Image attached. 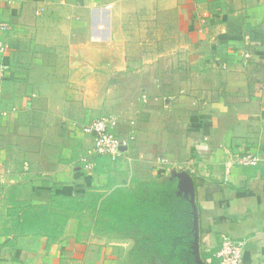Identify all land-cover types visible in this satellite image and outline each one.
Here are the masks:
<instances>
[{
	"label": "crops",
	"instance_id": "obj_1",
	"mask_svg": "<svg viewBox=\"0 0 264 264\" xmlns=\"http://www.w3.org/2000/svg\"><path fill=\"white\" fill-rule=\"evenodd\" d=\"M146 10L153 20L166 17L181 27L185 36L176 58L188 75L170 97L148 96L140 83L119 87L146 95L142 103L127 104L131 122L116 117L118 135L132 127L138 136L118 162L94 158V169L85 171V154L69 161L63 151L50 150L69 137L92 145L83 128L64 124V112L79 105L64 96L84 89L78 79L71 89L63 86V48L69 46L81 61L102 59L110 74L104 79L110 80L113 70L127 69L126 53L113 50L115 41L123 48L125 42L95 25L113 26L115 34L126 19ZM1 24L9 26L0 30L7 45L0 63L9 72L0 84V264H132V236L97 232L77 219L80 213L62 209L64 201L89 203L92 194L110 195L122 168L128 182L176 179L181 191L193 192L194 248L201 264H220L215 255L222 236L247 240L243 264H264V163L226 172L233 154L264 158V0H0ZM177 127L185 134L177 137ZM160 157L169 165H159ZM62 188L71 189L72 197L58 195ZM38 206H47V213L28 215ZM57 216L70 224L55 236L49 225H56ZM26 222L36 228L26 230Z\"/></svg>",
	"mask_w": 264,
	"mask_h": 264
},
{
	"label": "rangeland",
	"instance_id": "obj_2",
	"mask_svg": "<svg viewBox=\"0 0 264 264\" xmlns=\"http://www.w3.org/2000/svg\"><path fill=\"white\" fill-rule=\"evenodd\" d=\"M71 17H68L69 21H71ZM95 27L106 32V34L104 32L103 33L107 36L110 35V37L112 38L116 37L119 43L125 42V46L123 48L122 45L117 47L115 41L113 50L115 49L117 53H120L119 51L120 49H122L124 54L126 53V56L124 58L126 65L128 66L125 71H121L120 73L113 70L115 74H113L110 80H106L104 79V77L110 74L108 73L107 69H105L102 59L96 62H89L84 59H82L81 61V59L77 58L78 56H75L77 53L73 51L69 46L65 45L62 52L64 56L62 57L64 69L62 72L63 75L60 80L62 81L63 86L71 89V86L74 83L73 81L78 79L77 81H80V87H83L82 89H84V94L82 95L67 94L64 96L65 99L71 98L74 99V102L79 103L78 106L72 103L75 109H67L64 112L66 119L64 123L65 125L71 121L74 122L78 127H80V130H82V128L85 125L89 124L93 119L103 116H113L114 118L117 117L122 122H125L126 120H129L127 122H131L133 113L127 110V104L130 101L131 103H142V101L145 100L146 95L142 99V95H136L135 93L134 95H131L127 92H124L122 89H119V87L124 88V86H129L135 88V86L140 83V85H144V93L147 92V94H149L148 96L155 98L156 96H159V94H161V97H170V95L176 90L175 86L178 85V83L184 81L182 77L184 75H188L187 73H185L188 70L187 68H185L186 65L184 64L183 60L178 57L176 58L178 54L180 55V47L185 35L183 34L180 26H173L171 23H169L166 17H161L159 21L153 20L151 12L147 13L146 10L137 12V14H133L131 18L126 19L124 26L116 27L117 29L115 34L113 32V26H104L106 27L104 30L101 28V24H96ZM100 34L96 32V40L101 38ZM96 54L98 55V53ZM113 54L115 55V53ZM102 55L103 51L101 53V57L103 58ZM92 66L95 67V69H93L95 72L90 70V67ZM93 73H95L96 75L95 78H93V80L91 78L88 82L89 76H91ZM157 78L160 79L159 83L156 82ZM157 86H160V93L158 89L156 91L155 87ZM147 99L148 98H146V100ZM141 113V110H134L136 118L141 117ZM66 128H68V126H66ZM123 129L125 130V132H128L127 134L133 135L134 138H136L135 136H138V134H136L135 130L132 127H123ZM176 129L177 130H175V132L177 137H180V132H182V135L185 134V130L182 131L183 129H185L184 127H177ZM69 140L71 142L61 141L60 143H58V145L54 143L50 144V146L52 147V149L50 150L54 152L63 151L62 156H64L65 158L69 156L71 157L70 159H68L69 161H75L78 156L88 154L92 147V145L91 147H89L90 144L85 142L84 139H75L69 137ZM94 158L96 157L90 158L92 167L88 170L89 172H91L95 167L93 160ZM165 158L166 157H160L157 160V163L159 165H164L161 161L163 160L167 161L166 163L169 165L168 158ZM66 160L67 159H65V161ZM81 166L85 170L84 165L81 164ZM125 172L126 171L123 168L120 169L118 177L115 178V185H118V187L116 186V188L112 190L111 194L119 188L131 189L133 191L140 188V185L155 183V178H153V181H151L152 179H149L150 181H139V179L134 180L133 178L130 182H128V178L127 176H125ZM123 174L125 175L123 176ZM144 178L146 179V177ZM176 182L178 183L177 180ZM177 188L180 195H182L185 199H189L191 203H193V192L187 193L185 191H181L179 183L177 184ZM89 198L90 200L93 199L94 202L96 195L92 194L91 196H89ZM95 212L96 211H94L90 207L86 208L85 212L78 214L79 218L77 217V219L82 222V224L84 222L87 225L94 226V230L100 232L98 229H96V214H94ZM68 222L69 218L67 219L65 216H57L56 225H62V229L60 228L61 231H59L58 226L54 225L51 227L49 225V233L55 236L60 235V233L64 231V228L70 224ZM71 224L75 226V223ZM42 225H44V223ZM196 231L197 226L195 223V234ZM193 254L195 255V259L198 264H201L199 256L195 253V248ZM163 261L164 263H168L165 260ZM163 261L160 260L158 262Z\"/></svg>",
	"mask_w": 264,
	"mask_h": 264
},
{
	"label": "trees",
	"instance_id": "obj_3",
	"mask_svg": "<svg viewBox=\"0 0 264 264\" xmlns=\"http://www.w3.org/2000/svg\"><path fill=\"white\" fill-rule=\"evenodd\" d=\"M176 180L163 184L140 185L136 190L116 189L102 199L97 195L90 202L76 199L64 201V211L82 213L86 208L96 211V229L117 237L132 236L136 247L130 256L132 264H198L195 259V215L193 203L179 194ZM58 195L71 196V189L62 188ZM102 199V200H101ZM47 206L31 208L28 215L47 213ZM34 224L25 223L26 230ZM164 262V261H163Z\"/></svg>",
	"mask_w": 264,
	"mask_h": 264
},
{
	"label": "built area",
	"instance_id": "obj_4",
	"mask_svg": "<svg viewBox=\"0 0 264 264\" xmlns=\"http://www.w3.org/2000/svg\"><path fill=\"white\" fill-rule=\"evenodd\" d=\"M1 31L9 30L6 24L0 25ZM7 51V45L0 42V55L4 56ZM245 58L249 59L250 55L245 54ZM9 72V66L6 63H0V84H2ZM118 120L113 116H103L93 119L89 124L83 127V132L92 140V147L88 154H85L80 159V163L84 165L85 171L92 167L90 158H108L111 162H118L124 158L129 151L132 142L135 140L133 135H118L115 130ZM162 161V164L167 165V161ZM264 163V158L260 155L233 154L226 164V172L234 167H258ZM247 240H236L230 236H222L221 245L215 257L220 264H243V254Z\"/></svg>",
	"mask_w": 264,
	"mask_h": 264
}]
</instances>
